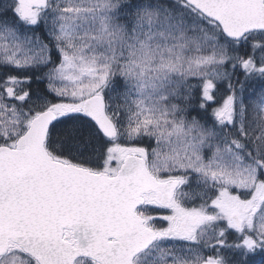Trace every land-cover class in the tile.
<instances>
[{
    "label": "snow or ice",
    "instance_id": "snow-or-ice-1",
    "mask_svg": "<svg viewBox=\"0 0 264 264\" xmlns=\"http://www.w3.org/2000/svg\"><path fill=\"white\" fill-rule=\"evenodd\" d=\"M0 264H264V0H0Z\"/></svg>",
    "mask_w": 264,
    "mask_h": 264
},
{
    "label": "trees",
    "instance_id": "trees-1",
    "mask_svg": "<svg viewBox=\"0 0 264 264\" xmlns=\"http://www.w3.org/2000/svg\"><path fill=\"white\" fill-rule=\"evenodd\" d=\"M36 86H37L36 84L33 85V87H36ZM38 86L40 88H44L45 87L44 80L43 81H40Z\"/></svg>",
    "mask_w": 264,
    "mask_h": 264
},
{
    "label": "rangeland",
    "instance_id": "rangeland-1",
    "mask_svg": "<svg viewBox=\"0 0 264 264\" xmlns=\"http://www.w3.org/2000/svg\"><path fill=\"white\" fill-rule=\"evenodd\" d=\"M41 34H43V33H41Z\"/></svg>",
    "mask_w": 264,
    "mask_h": 264
}]
</instances>
